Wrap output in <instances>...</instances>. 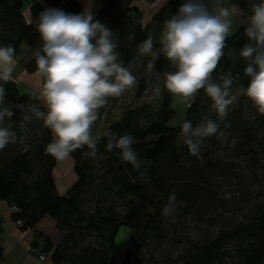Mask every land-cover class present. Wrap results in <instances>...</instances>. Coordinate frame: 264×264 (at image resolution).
<instances>
[{
    "label": "trees",
    "instance_id": "16d2710c",
    "mask_svg": "<svg viewBox=\"0 0 264 264\" xmlns=\"http://www.w3.org/2000/svg\"><path fill=\"white\" fill-rule=\"evenodd\" d=\"M45 1L51 9L82 13L76 0ZM133 1L98 0L94 20L113 31L120 60L127 68L133 66L135 98L141 99L160 80L162 99L128 105L112 121L110 112L119 98H109L93 125L99 126L110 116L107 128L97 136V156H85L86 146L70 154L77 181L60 195L54 178L56 159L46 151L52 133L42 120L17 105L36 104L45 112L46 108L37 94L21 93L13 79L0 82L6 90L4 105L14 112L5 119V126L16 134L15 143L0 150V200L18 208L13 220L23 222L22 230L35 228L46 216L56 221L61 239L54 246L47 238L44 248L52 253L55 264H110L122 227L135 231L139 239L131 264H264V114L246 96H239L221 122L226 138L218 134L206 138L202 161L192 156L181 131L184 122L178 128L169 127L175 117L172 103L176 96L164 88V78L165 73L175 71L174 66L161 54L149 73L153 58L139 52L149 36L154 51H159L164 21L184 0H169L147 25L143 12L132 7ZM258 2L227 0V5H238L249 22L252 4ZM24 10V0H0V46H13L14 59L27 46L33 57L25 69L37 73L34 54L42 49V41L38 23H28ZM30 10L34 21L44 11L38 3ZM247 24L228 36L224 56L213 72L217 82L228 72L237 76L234 91L249 83L243 71L246 62L239 58L241 47L248 42ZM189 104L185 120L193 126L205 115L217 119L203 89ZM108 131L133 136V149L146 162L139 171L122 160L119 149H106ZM180 135L184 143L178 150ZM173 192L183 206L165 217L162 209ZM2 232L0 219V236ZM3 255L0 245V261Z\"/></svg>",
    "mask_w": 264,
    "mask_h": 264
},
{
    "label": "clouds",
    "instance_id": "9594fccd",
    "mask_svg": "<svg viewBox=\"0 0 264 264\" xmlns=\"http://www.w3.org/2000/svg\"><path fill=\"white\" fill-rule=\"evenodd\" d=\"M211 0H184L178 11L164 21L159 40L160 49L154 51L153 37H147L139 46V52L150 55L153 62L148 71L155 69V61L161 54L174 66L175 71L165 73L164 88L184 101H192L203 89L212 101L217 119L205 115L193 126L185 120L181 131L189 153L201 159V149L206 138L219 135L221 122L229 114L230 106L238 103L239 96H246L259 113L264 114V0L252 4V14L245 28L248 42L240 51L239 58L246 62L244 75L249 78L247 87L234 91L237 76L231 72L213 79V72L224 56L226 40L232 28L231 17L238 5L229 7L212 4ZM38 32L42 49L35 52L37 75L42 87L39 98L46 107L42 111L36 104L27 108L50 129L53 140L46 146L47 153L63 160L85 146L84 155L95 158L99 152L100 137H93L92 127L99 119L100 109L108 104L109 98L120 97L137 84L136 77L124 66L117 51L113 31L99 20H94L91 11L70 14L60 9H46L39 14ZM15 48L0 46V81L13 79ZM159 79V73L156 74ZM5 87L0 84V150L15 143L16 134L5 126L13 110L4 105ZM35 95V93L33 94ZM156 98L162 99L159 84L154 87ZM31 120V116L26 117ZM145 127L150 122H140ZM106 149H119L122 160L139 171L146 163L133 149L134 138L108 131ZM183 202L175 192L168 196L162 215L171 216Z\"/></svg>",
    "mask_w": 264,
    "mask_h": 264
},
{
    "label": "crops",
    "instance_id": "0c3cea01",
    "mask_svg": "<svg viewBox=\"0 0 264 264\" xmlns=\"http://www.w3.org/2000/svg\"><path fill=\"white\" fill-rule=\"evenodd\" d=\"M76 1L80 4L82 13L84 11H91L94 15L97 10L98 0ZM168 1L169 0H151L146 2L135 0L132 2V7H136L143 12L144 24L147 25L150 23L153 15L158 12ZM222 1L223 0H221L220 5L224 6V2ZM34 3H38L44 10L51 9L50 4L45 0H24V17L30 24L38 23L37 20L34 21L31 15L30 8ZM211 4H216V2L211 0ZM227 7L229 6L227 5ZM234 18L238 20V23L236 26H232L233 29L231 28L230 32H234L238 28L237 26H239V24L244 26L248 23V18L244 16L238 7L236 9ZM32 57V53L29 51V49H23L22 55L15 59L13 80L19 84V90L21 93H35L39 96L42 87L40 77L37 75V73H28L25 69L26 64L32 59ZM43 106L45 107L44 104ZM55 159L56 168L54 170V178L58 192L60 195H63L77 181V176L74 172V160L71 156L63 160L57 158ZM0 219L2 221L3 227V232L0 236V245L4 254L0 264H55L52 262V253L44 252L47 238L53 243L54 246H56L61 239V234L57 229L55 220L49 216H46L35 228L22 230V228L19 227L13 220V211L10 205L1 200ZM134 251V247L125 246L124 248H121L115 255H113L112 252L110 264H131V257ZM40 256H44L45 259L40 260Z\"/></svg>",
    "mask_w": 264,
    "mask_h": 264
},
{
    "label": "rangeland",
    "instance_id": "374dc122",
    "mask_svg": "<svg viewBox=\"0 0 264 264\" xmlns=\"http://www.w3.org/2000/svg\"><path fill=\"white\" fill-rule=\"evenodd\" d=\"M216 4L220 5L221 0H214ZM224 6L227 7V0H223ZM233 23L232 26H236L238 23V20L234 18V16L231 17ZM241 25V26H240ZM232 27V29H233ZM238 28L234 32H230L229 36H233L241 27L242 24H239L237 26ZM23 49L27 50V46H23ZM129 70L133 74V66L129 68ZM159 84L160 87H162V82L160 80L157 81V83L146 93L141 99L137 100L136 97V86L134 88H131L127 90L122 96L118 97V105L116 108H114L110 113H111V119L112 121L117 119L120 113L122 112L123 108L132 105L133 107L141 106L143 104H146L147 102H151L156 99L154 95V87ZM173 108L175 110V117L171 120L169 123L170 128H178L180 125L184 122L186 118V113L187 109L189 108V102H186L183 100V98L176 96V98L173 101ZM109 115L106 116L105 118L102 119V123L99 126L92 127V135L93 137H97L99 134H101L106 128L108 123V118L110 117ZM184 143L183 136L180 135L178 138V141L176 143V146L178 150H181L182 146ZM139 243V239L132 229L128 227H122L120 229V232L117 236L116 239V245L113 250V255H115L121 248L126 247H134V250L136 249L137 245Z\"/></svg>",
    "mask_w": 264,
    "mask_h": 264
},
{
    "label": "built area",
    "instance_id": "2783aa9c",
    "mask_svg": "<svg viewBox=\"0 0 264 264\" xmlns=\"http://www.w3.org/2000/svg\"><path fill=\"white\" fill-rule=\"evenodd\" d=\"M188 107H190V104H189ZM11 209H12L13 212H17V211H18V208L15 207V206L11 207ZM16 223H17V225H18L19 227H21V226L23 225V222H22L21 220L16 221ZM39 259H40V260H44L45 257H44V256H40Z\"/></svg>",
    "mask_w": 264,
    "mask_h": 264
}]
</instances>
